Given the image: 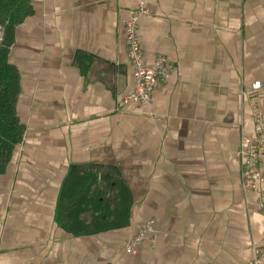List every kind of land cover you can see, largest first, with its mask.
Here are the masks:
<instances>
[{
  "label": "crops",
  "instance_id": "1",
  "mask_svg": "<svg viewBox=\"0 0 264 264\" xmlns=\"http://www.w3.org/2000/svg\"><path fill=\"white\" fill-rule=\"evenodd\" d=\"M141 3L143 61L169 62L143 107L122 103L136 0H29L8 53L25 130L0 172V264H247L261 240L237 151L264 113V0ZM72 168L96 176L99 197L70 230Z\"/></svg>",
  "mask_w": 264,
  "mask_h": 264
},
{
  "label": "trees",
  "instance_id": "2",
  "mask_svg": "<svg viewBox=\"0 0 264 264\" xmlns=\"http://www.w3.org/2000/svg\"><path fill=\"white\" fill-rule=\"evenodd\" d=\"M28 14H30L29 0H0V22L4 27V39L0 44V172L10 161L14 148L22 141L25 130L16 115L19 83L15 68L8 63V53L13 42L15 27ZM112 181L113 178L110 176L107 182ZM94 183L96 176L91 172L82 168L70 170L60 195V202L65 206V219L62 220L65 228L72 230L82 224L78 221V215L84 210L82 206L85 202L89 209H96L94 203L99 196L94 194L96 192L92 188ZM121 194L123 195L122 192ZM124 199L123 196L122 200ZM93 224L90 223L91 226ZM95 229L97 228L94 227ZM82 232L87 231L83 229Z\"/></svg>",
  "mask_w": 264,
  "mask_h": 264
},
{
  "label": "built area",
  "instance_id": "3",
  "mask_svg": "<svg viewBox=\"0 0 264 264\" xmlns=\"http://www.w3.org/2000/svg\"><path fill=\"white\" fill-rule=\"evenodd\" d=\"M137 8L128 16L125 24L127 36V56L132 69L134 88L123 98L122 103L147 105L152 93L160 87L169 75V62L165 57H158L151 66H146L139 40L137 37L138 20L147 14L141 0H136ZM4 39V27L0 22V44ZM255 82L253 88H259ZM237 157L241 165L242 187L246 191L258 194L257 208L264 217V115L256 111L254 114V128L251 136L240 141ZM153 231L146 225L127 244V250L132 252L133 246L141 242L146 232ZM247 264H264V234L261 240L251 246V258Z\"/></svg>",
  "mask_w": 264,
  "mask_h": 264
},
{
  "label": "rangeland",
  "instance_id": "4",
  "mask_svg": "<svg viewBox=\"0 0 264 264\" xmlns=\"http://www.w3.org/2000/svg\"><path fill=\"white\" fill-rule=\"evenodd\" d=\"M254 83H255V82H254ZM254 83H253V84H254ZM253 84H252V87H253ZM259 88H260V87H259ZM259 88H256V89H259ZM139 106H141V105H139ZM143 106H146V105H143ZM143 106H142V107H143ZM259 112H261V114L264 115V113H263L262 111H259ZM253 128H254V117H253ZM241 183H242V177H241Z\"/></svg>",
  "mask_w": 264,
  "mask_h": 264
}]
</instances>
